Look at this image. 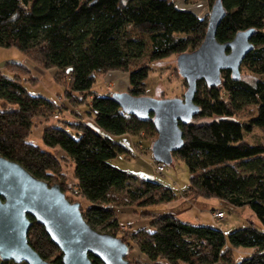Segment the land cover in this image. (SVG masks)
<instances>
[{
  "label": "trees",
  "instance_id": "16d2710c",
  "mask_svg": "<svg viewBox=\"0 0 264 264\" xmlns=\"http://www.w3.org/2000/svg\"><path fill=\"white\" fill-rule=\"evenodd\" d=\"M222 2L226 16L217 40L225 43L240 31L255 29L254 49L244 59L239 79L226 70L218 86L198 81L199 113L191 122L180 123L184 144L173 153L185 161L191 175L188 188L178 195L110 163L127 149L96 128L114 135L157 134V130L152 118L141 121L127 114L111 98L113 93L100 95L92 87L99 74L122 71L128 73V92L144 96L151 67L148 62L133 67L134 61L197 49L209 17L171 0H0V46H15L45 69L62 74L69 80L66 95L73 105L91 99L85 116L93 124L66 120L70 130L49 126L42 139L48 147H61L72 160L74 185L89 202L84 209L81 205L83 215L93 228L114 235L118 231L115 192H125L127 202L142 207L182 196L219 198L249 206L264 222V144L246 140L253 127L264 128V0ZM250 105L257 107L256 115L247 122L239 120ZM63 107L64 103L29 93L21 75L0 72V154L66 193L68 177L61 158L28 140L37 116L48 120ZM146 214L152 218L151 228L135 230L130 239H123L130 250L138 247L147 264H264V230L253 222L226 235L219 228L185 222L173 214ZM30 219L29 243L46 260L63 264L61 251L44 227ZM232 247H248L252 252L235 262ZM91 259L103 264L94 256Z\"/></svg>",
  "mask_w": 264,
  "mask_h": 264
},
{
  "label": "water",
  "instance_id": "95a60500",
  "mask_svg": "<svg viewBox=\"0 0 264 264\" xmlns=\"http://www.w3.org/2000/svg\"><path fill=\"white\" fill-rule=\"evenodd\" d=\"M225 16L222 0H215L203 42L178 56V70L187 83L184 97L156 99L129 92H114L111 97L127 114L141 121L152 118L158 133L152 145L157 162L172 163L173 153L183 146L180 123L191 122L200 110L195 102L198 81L218 86L226 70L239 79L242 63L254 49L251 37L255 29L240 31L225 43L217 40ZM30 217L44 227L61 251L63 264H93L91 256L103 264H129L126 257L130 246L123 238L93 228L84 218L81 204L68 199L60 185H50L0 154V258L15 263L53 264L29 243L33 223Z\"/></svg>",
  "mask_w": 264,
  "mask_h": 264
},
{
  "label": "rangeland",
  "instance_id": "374dc122",
  "mask_svg": "<svg viewBox=\"0 0 264 264\" xmlns=\"http://www.w3.org/2000/svg\"><path fill=\"white\" fill-rule=\"evenodd\" d=\"M171 1H174L181 8L195 11L201 17H209L215 2L214 0ZM179 55L176 53L167 58L154 61H149L147 57L134 61L133 67L140 66L145 62H148L151 67L149 77L146 80L144 96L156 99L184 97L187 91V83L178 70L177 60ZM0 72H4L6 75H21V81L29 93L42 95L60 104H65L62 110L55 111V114L51 115L48 120L44 117L37 116L34 119V125L28 140L45 150L53 152L57 157L61 158L63 170L68 177L69 189L66 192L68 199L72 202H79L82 207L88 206L89 202L80 196L78 188L74 185V166L72 160L61 147L51 148L46 146L43 142L42 135L45 128L49 126L67 127L66 120L74 121L83 119L93 124L92 120L85 116V112L89 107L88 102L91 99L89 98L88 102L73 105L66 95V91L69 89L67 86L69 80L62 77V74L57 76L55 69H45L40 63L33 60L32 57L15 46H0ZM128 85V73L111 71L97 76L92 91L100 95L114 92H128ZM256 112L257 107L250 105L237 118L247 122L252 116L256 115ZM77 113L84 117L80 118ZM96 129L101 134L109 136L127 149V152L119 153L115 158L110 160L113 166L132 173L140 181L152 180L161 183L171 188L178 195H182L188 188L191 177L190 171L185 161L180 157L173 156L172 163L167 164L163 172L159 173L157 171V161L154 159L152 153V145L157 139L158 133L150 134L149 132H142L140 135L130 133L114 135L105 130ZM67 130H70V128L67 127ZM246 140L252 143L264 144V128L253 127L252 131L246 134ZM112 197L115 199L114 203L117 204V216L121 222V226L116 231L115 236L121 238L130 239V233L135 230L151 228L150 222L152 218L146 213H155L159 216L173 214L185 222L219 228L226 235L236 228L250 224V222H253L256 226L264 230V222L249 206H235L219 198L209 199L196 196L185 198L182 196L169 203L142 207L137 205L136 202H127L125 192H115L112 194ZM215 210L224 211L225 218H215ZM98 231L108 233L102 227H99ZM227 246L231 247L229 242ZM251 250L248 247H232L233 260L235 262L240 261L244 257L249 256L252 252ZM138 251V247L136 246L130 250L129 255H127L129 264H147V257L139 254ZM0 263H5V261L0 258Z\"/></svg>",
  "mask_w": 264,
  "mask_h": 264
},
{
  "label": "built area",
  "instance_id": "2783aa9c",
  "mask_svg": "<svg viewBox=\"0 0 264 264\" xmlns=\"http://www.w3.org/2000/svg\"><path fill=\"white\" fill-rule=\"evenodd\" d=\"M167 164L163 162H157V171L159 173L163 172L166 168ZM214 216L217 219H224L225 218V212L221 210H215Z\"/></svg>",
  "mask_w": 264,
  "mask_h": 264
},
{
  "label": "crops",
  "instance_id": "0c3cea01",
  "mask_svg": "<svg viewBox=\"0 0 264 264\" xmlns=\"http://www.w3.org/2000/svg\"><path fill=\"white\" fill-rule=\"evenodd\" d=\"M1 264V263H0Z\"/></svg>",
  "mask_w": 264,
  "mask_h": 264
}]
</instances>
